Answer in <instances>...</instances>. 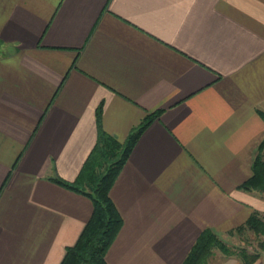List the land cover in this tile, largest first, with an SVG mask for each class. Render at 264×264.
<instances>
[{
    "label": "crops",
    "instance_id": "obj_1",
    "mask_svg": "<svg viewBox=\"0 0 264 264\" xmlns=\"http://www.w3.org/2000/svg\"><path fill=\"white\" fill-rule=\"evenodd\" d=\"M0 43V264L77 240L92 200L54 178L78 176L100 103L120 142L161 110L110 188L108 264H182L204 228L264 215L238 187L264 135V0H0Z\"/></svg>",
    "mask_w": 264,
    "mask_h": 264
},
{
    "label": "trees",
    "instance_id": "obj_2",
    "mask_svg": "<svg viewBox=\"0 0 264 264\" xmlns=\"http://www.w3.org/2000/svg\"><path fill=\"white\" fill-rule=\"evenodd\" d=\"M1 45V43H0ZM264 119V111L257 109ZM161 110L148 112L128 137L120 142L100 126L102 103L96 109L98 135L96 143L87 156L78 176L73 181L54 178L58 183L90 197L92 214L84 225L74 244L65 249L58 264H108L105 255L122 225V217L110 197V188L126 162L141 133L159 116ZM258 151L251 161V174L238 187L246 191H256L264 196V136ZM244 229L261 235L258 247H264V215L254 210L247 220L232 232ZM214 248H221L228 255L236 254L243 264H252L259 253H248L246 249L229 251L219 235L211 228H204L196 238L182 264H207Z\"/></svg>",
    "mask_w": 264,
    "mask_h": 264
},
{
    "label": "rangeland",
    "instance_id": "obj_3",
    "mask_svg": "<svg viewBox=\"0 0 264 264\" xmlns=\"http://www.w3.org/2000/svg\"><path fill=\"white\" fill-rule=\"evenodd\" d=\"M262 139L263 137L257 143L255 154L258 151L259 148L258 146ZM261 153L264 156V147L261 150ZM221 239L224 245L228 248V250L232 252H237L238 249L244 248L247 250L248 253H254V252L260 253V250L262 249L258 247V242L260 239H262V236L248 229H244L241 233H236V232L229 233L228 236H226V238L224 239L221 238ZM233 258L238 259L239 257L236 254L228 255L221 248H214L213 254L209 257L207 264H223L225 261H227V259L231 260Z\"/></svg>",
    "mask_w": 264,
    "mask_h": 264
}]
</instances>
